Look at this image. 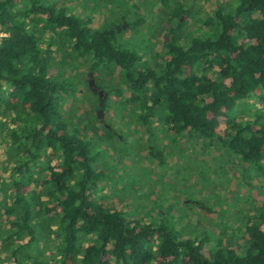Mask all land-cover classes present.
<instances>
[{
  "label": "trees",
  "instance_id": "obj_1",
  "mask_svg": "<svg viewBox=\"0 0 264 264\" xmlns=\"http://www.w3.org/2000/svg\"><path fill=\"white\" fill-rule=\"evenodd\" d=\"M185 7L0 0V264H264V0H222L187 39L177 33ZM133 32L145 39H120ZM125 128L150 158L162 131L210 141L252 169L249 197L263 208L236 229L242 247L232 238L206 255L160 211L113 206L100 154L124 143Z\"/></svg>",
  "mask_w": 264,
  "mask_h": 264
},
{
  "label": "rangeland",
  "instance_id": "obj_2",
  "mask_svg": "<svg viewBox=\"0 0 264 264\" xmlns=\"http://www.w3.org/2000/svg\"><path fill=\"white\" fill-rule=\"evenodd\" d=\"M228 1L230 5L235 2ZM221 2L181 0L190 12L181 15L177 33L184 39L189 33H203L200 20L210 17ZM92 18L103 21L104 17L92 14ZM154 22L148 19L144 26L147 40L154 41L151 37ZM141 34L128 33L120 39L133 46L145 39ZM118 120L113 122L115 126ZM124 135V143L100 154L109 167L111 187L107 192L113 206L125 209L131 216L145 218L156 217L155 212L160 211L179 240L201 241L206 255L232 238L234 246L242 247L236 229L241 228L246 215H257L263 208L249 197L252 186L260 179L251 168L236 155L201 138L169 141L164 132H155L150 140H144L155 145L159 153L150 158L127 128Z\"/></svg>",
  "mask_w": 264,
  "mask_h": 264
},
{
  "label": "water",
  "instance_id": "obj_3",
  "mask_svg": "<svg viewBox=\"0 0 264 264\" xmlns=\"http://www.w3.org/2000/svg\"><path fill=\"white\" fill-rule=\"evenodd\" d=\"M125 26H126V24L124 23L122 25V28H124ZM117 30H119V29L117 28ZM165 40H167V38ZM87 77H88V85H89V88L92 89V90H95L96 87H95V84H94V81H93L92 73L89 72L87 74ZM98 95H99V98H100L99 99V104L101 105L106 95L101 90L98 91ZM96 114H97V118L100 120L101 117H102V109L101 108L98 109L97 112H96Z\"/></svg>",
  "mask_w": 264,
  "mask_h": 264
},
{
  "label": "built area",
  "instance_id": "obj_4",
  "mask_svg": "<svg viewBox=\"0 0 264 264\" xmlns=\"http://www.w3.org/2000/svg\"><path fill=\"white\" fill-rule=\"evenodd\" d=\"M5 36L3 33H0V37Z\"/></svg>",
  "mask_w": 264,
  "mask_h": 264
}]
</instances>
